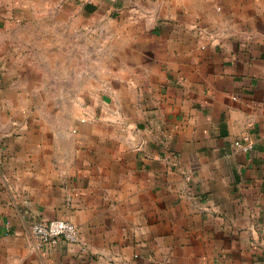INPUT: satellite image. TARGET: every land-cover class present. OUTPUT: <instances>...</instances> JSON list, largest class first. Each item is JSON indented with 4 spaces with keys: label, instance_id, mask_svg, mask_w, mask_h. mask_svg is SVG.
Wrapping results in <instances>:
<instances>
[{
    "label": "crops",
    "instance_id": "crops-1",
    "mask_svg": "<svg viewBox=\"0 0 264 264\" xmlns=\"http://www.w3.org/2000/svg\"><path fill=\"white\" fill-rule=\"evenodd\" d=\"M0 264H264V0H0Z\"/></svg>",
    "mask_w": 264,
    "mask_h": 264
},
{
    "label": "built area",
    "instance_id": "built-area-1",
    "mask_svg": "<svg viewBox=\"0 0 264 264\" xmlns=\"http://www.w3.org/2000/svg\"><path fill=\"white\" fill-rule=\"evenodd\" d=\"M235 144L242 145L239 141ZM246 147L249 148L250 144L248 143ZM30 230L32 236L41 245H51L60 239L70 243L80 242L77 226L65 219H37L31 223Z\"/></svg>",
    "mask_w": 264,
    "mask_h": 264
},
{
    "label": "rangeland",
    "instance_id": "rangeland-1",
    "mask_svg": "<svg viewBox=\"0 0 264 264\" xmlns=\"http://www.w3.org/2000/svg\"><path fill=\"white\" fill-rule=\"evenodd\" d=\"M44 13V12H43ZM46 14H55L59 13L57 8H53L52 10L45 12ZM62 27L60 26V23H57L55 21H49V20H41L39 22L35 23V30L37 31V39L36 44L43 46L45 42V34L44 31L53 30L55 32H58ZM58 35H60V32H58ZM58 41L61 40L59 37L57 39ZM43 74V70H39Z\"/></svg>",
    "mask_w": 264,
    "mask_h": 264
}]
</instances>
